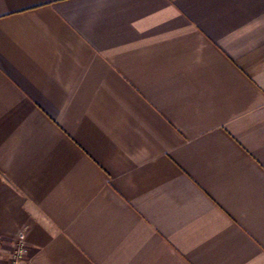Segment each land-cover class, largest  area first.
<instances>
[{"label":"crops","instance_id":"obj_1","mask_svg":"<svg viewBox=\"0 0 264 264\" xmlns=\"http://www.w3.org/2000/svg\"><path fill=\"white\" fill-rule=\"evenodd\" d=\"M264 264V0H0V264Z\"/></svg>","mask_w":264,"mask_h":264},{"label":"built area","instance_id":"obj_2","mask_svg":"<svg viewBox=\"0 0 264 264\" xmlns=\"http://www.w3.org/2000/svg\"><path fill=\"white\" fill-rule=\"evenodd\" d=\"M28 253L25 237L19 234L16 238L14 249L7 261V264H23Z\"/></svg>","mask_w":264,"mask_h":264}]
</instances>
